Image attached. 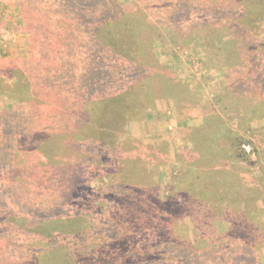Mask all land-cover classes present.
Returning <instances> with one entry per match:
<instances>
[{
  "label": "rangeland",
  "instance_id": "rangeland-1",
  "mask_svg": "<svg viewBox=\"0 0 264 264\" xmlns=\"http://www.w3.org/2000/svg\"><path fill=\"white\" fill-rule=\"evenodd\" d=\"M42 36L84 87L22 89ZM0 264H264V0H0Z\"/></svg>",
  "mask_w": 264,
  "mask_h": 264
},
{
  "label": "trees",
  "instance_id": "trees-1",
  "mask_svg": "<svg viewBox=\"0 0 264 264\" xmlns=\"http://www.w3.org/2000/svg\"><path fill=\"white\" fill-rule=\"evenodd\" d=\"M56 22L58 21H55L54 23ZM54 23L45 21L44 24L41 22L39 26H42L43 28L49 30L50 32L52 28H55ZM139 23H142V21H139ZM136 27L139 28L138 24L136 25ZM108 35L110 36L109 39L102 41L103 51L97 54V56H94V58L104 59V61L101 63L103 64V66H102V73L100 76L133 75V73L131 72H133V70L136 71V69L132 68L130 72L129 70L131 67L128 66L127 68H125L123 64H127V65L130 64L129 61L131 59L134 60L135 57H139L143 59L144 53L140 54L143 50V47L141 45L142 43L141 38L139 39L138 37L134 36L130 26H126L125 28L116 31L110 30L108 32ZM41 39H42V44H41L42 46L37 48L36 54L34 56V62L31 61L28 62L24 65V67H19V68L13 67L12 73L18 72L20 76H23L22 83L20 82L22 89L26 87V84L24 83L25 79L30 77L33 78L34 76H50L49 75L50 70L56 72V76H69L70 81L75 80L74 83L71 82L69 84L71 93L73 92L74 85L78 86L79 84L80 87L81 85L82 87H84V84H80L78 82V79H80V77L82 76H88L89 71H92L91 68L92 63H90V61L92 60L90 59L86 61L84 55L80 51H77L73 54L72 59L67 61L65 57L71 56V54L68 53L69 51H67V54H65L64 53L65 51L62 50V48L58 43H53L51 45H48L49 43L44 41V39H46V36L44 37L42 36ZM36 66L40 67V69L38 67L37 69H35ZM117 67H119L120 70H117L118 69ZM118 71H120V73ZM43 72H45L44 75H41ZM41 78L43 79L44 77ZM89 88L90 89L88 88H84V89L88 92L92 90L91 86ZM112 94L113 92L111 91L109 95L112 96ZM253 236L257 238V234ZM215 256L217 257V255Z\"/></svg>",
  "mask_w": 264,
  "mask_h": 264
}]
</instances>
